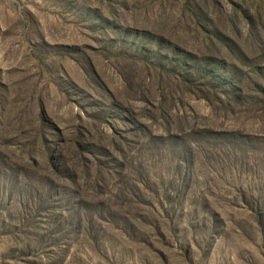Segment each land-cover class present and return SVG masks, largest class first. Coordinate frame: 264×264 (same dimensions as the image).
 <instances>
[{
  "label": "rangeland",
  "instance_id": "374dc122",
  "mask_svg": "<svg viewBox=\"0 0 264 264\" xmlns=\"http://www.w3.org/2000/svg\"><path fill=\"white\" fill-rule=\"evenodd\" d=\"M0 264H264V0H0Z\"/></svg>",
  "mask_w": 264,
  "mask_h": 264
}]
</instances>
